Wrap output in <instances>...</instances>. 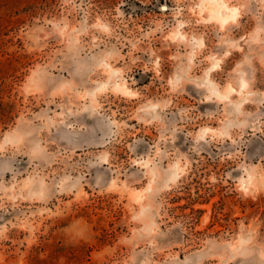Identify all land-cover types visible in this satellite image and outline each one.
Returning <instances> with one entry per match:
<instances>
[{
	"label": "rangeland",
	"instance_id": "obj_1",
	"mask_svg": "<svg viewBox=\"0 0 264 264\" xmlns=\"http://www.w3.org/2000/svg\"><path fill=\"white\" fill-rule=\"evenodd\" d=\"M196 2L0 0V134L16 127L19 120L60 111L56 105L66 99L34 92L31 77L37 65H50L48 71L59 79L69 62L70 54L56 35L43 40L51 31L47 21L67 18L72 25L79 22L84 27L97 19L107 23L112 36L101 37L104 43L100 48L118 54L119 62L113 61L114 66L123 69L129 87L142 98L133 103L119 99L106 103L107 115L112 116L114 110L113 118L126 126L109 129L106 120L89 119L85 114L76 118L77 127L84 126L80 132L60 128L47 137L55 143H50L45 159H31L26 149L0 157L4 188L12 185L13 176L17 182L30 173L47 176L40 202L7 199L21 195L19 183L13 192L0 191V264H132L131 257L137 258L135 264L145 257L149 264H192L190 254L203 247L204 241H229L238 230L243 235L255 233L264 244V180L260 179L264 177V51L241 42L243 52L232 51L219 71L208 78L204 75L210 66L206 57H222L229 51L227 43L256 27L264 28V10L260 0H233L230 6L246 2L247 7L237 25L221 33L211 24L197 23L199 17L188 11ZM179 23L187 25L181 31L190 39L203 38L205 43L191 70L185 58L191 48L164 39ZM42 27L43 31H38ZM92 35L99 34L89 29V36L82 41L90 45ZM37 39L46 45L42 50L40 44H33ZM250 51L254 55H249ZM80 56L87 59V49ZM177 56L180 59H173ZM245 57L250 64L243 65L241 76L234 70ZM157 58L159 75L145 72ZM173 77L180 82L174 92L168 86ZM132 79L137 81L135 85ZM240 79L248 84L246 96H230V101L249 102L239 110L230 102L219 103L217 96L229 84L239 89ZM144 100L161 108L155 113L137 112ZM148 120L155 122H138ZM204 127L227 128L231 139L195 140L196 132ZM102 137L109 141L103 149L97 147ZM157 148L162 167L178 162L181 178L169 185L170 191H159L155 196L160 233L151 238L154 247L149 248L148 240L135 237L138 225L130 219L137 198L132 190L142 187L136 180L143 171L133 161L151 158ZM104 151L109 162L101 165L96 157ZM244 171L257 178L258 191L248 198L235 190V181ZM66 175L71 179L65 187L75 185L71 196L60 194L57 187ZM162 175L166 182L171 173ZM113 180L116 183L109 187ZM34 190H40L38 184ZM137 243L146 249L143 254L135 248Z\"/></svg>",
	"mask_w": 264,
	"mask_h": 264
},
{
	"label": "clouds",
	"instance_id": "obj_2",
	"mask_svg": "<svg viewBox=\"0 0 264 264\" xmlns=\"http://www.w3.org/2000/svg\"><path fill=\"white\" fill-rule=\"evenodd\" d=\"M233 0H197L193 8H189V12L199 17L198 24L213 25L219 32L225 33L230 26L237 25L241 19V13L244 7H247L245 2L243 5L236 7L232 5ZM261 9L264 10V0H260ZM179 11L176 13L178 16ZM253 19H256L253 16ZM86 23V21H85ZM50 25L51 31L44 34L43 40L47 41L52 35H56L64 44V48L69 55L68 63L60 72V78L56 79L48 71L50 65H37L31 79L34 81V92L36 94H47L50 97L60 95L66 97L62 103L57 104L56 107L60 109L58 112H44L33 116L31 120H19L16 127L4 129L0 134V157H3L6 152L18 153L21 149H26L27 154L31 159L43 160L49 154L50 143L48 136L52 135L53 131H58L64 128L66 131L80 132L84 127L83 124L77 127L76 118L88 115L89 119L93 117H100L108 122L109 129L120 128L126 126L118 123L113 117L115 111L112 110V116L107 115L109 111L106 108V103H112L113 100L119 99L126 103H133L141 101L138 92L133 91L129 87L128 80L124 78L125 73L122 68L114 66L113 61H116V55L112 52H105L100 48V44L104 41L101 37L111 38L112 29L110 26L97 19L95 23L89 27L82 26L79 22L72 25L67 18L59 21H47ZM187 25L179 23L167 36L164 37L166 41L179 46L180 44L191 48L185 57L188 61V68L191 70L193 60L200 55L205 48L203 38H189V36L181 31ZM89 29L94 30L99 35H92L90 38V45L82 38L89 36ZM43 31V27L38 29ZM225 42L224 37H221L220 43ZM241 42L244 45L259 46L261 51H264V28L256 27L251 33L246 36H241L239 40L227 43L229 51H225L222 57L217 58L215 55L206 57L210 66L205 70V78L210 77L211 73L219 71L220 65L227 59L232 51L243 52L240 47ZM34 45L40 44L39 39L33 41ZM46 46L40 44V50ZM87 49L88 58L84 59L80 56V52ZM249 55H254L251 51ZM173 59H180V57H173ZM117 63L119 61H116ZM244 64H250L247 57L238 64L234 71L240 73V69ZM160 61L159 58L153 63L152 69L145 67V72L151 70L156 75H159ZM53 71L55 68L53 67ZM99 73V76H97ZM242 76L243 74L240 73ZM93 77H96L95 79ZM137 81L132 79V84L135 85ZM179 81L175 77L168 80V86L171 91H175L179 85ZM89 85V86H85ZM248 84L245 80L240 79L239 89L232 87L230 84L217 96L218 102L221 104L232 103L236 105L237 110L243 108L244 104L248 103L247 99L243 103L237 101H230V96L240 97L246 96V89ZM213 95H216L213 92ZM161 108L160 104H153L151 100H144L139 103L136 108L137 112L155 113L156 109ZM158 119V118H157ZM227 116L225 117V120ZM39 121L37 124L36 122ZM69 121H73L69 123ZM147 124H152L154 120L138 121ZM111 135V132L109 133ZM189 135H192L189 133ZM206 137L213 139H231L227 128H212L204 127L199 129L194 139L202 141ZM163 139V137H161ZM109 143L108 139L101 138V142L97 147L103 149ZM76 149H73L75 152ZM161 157V150L156 149L154 156L142 160H135L133 164L135 167L143 170L136 180L137 184L142 187L134 188L132 191L137 194V198L132 203L131 208V223L138 225L135 229V237L140 240H148V247H154V238L160 233V226L156 224V215L154 213V199L159 191L168 190L170 184H174L181 178V170L179 164L173 163L163 168V160ZM167 157H165L166 159ZM101 165L108 164L109 154L104 151L96 157ZM253 168L252 172L255 173ZM35 173V169H33ZM171 173L165 181L162 173ZM42 173L29 174L24 180L17 182L16 176L12 177L13 183L9 188L3 187V180L0 178V191L5 194L13 192L17 188V183L21 186L19 193L21 195H13L7 199L15 201L22 200L25 202H40L43 198V189L45 187L44 181L47 176ZM244 177H247L246 179ZM71 179L70 175L62 178L57 185L60 194L71 196L74 194L75 185L65 187ZM264 180V177L260 178ZM116 182L110 181L109 187ZM39 185V191L34 190L36 185ZM235 190L244 198H248L252 192H257V178L244 171V176L235 181ZM27 192L26 196L22 193ZM3 199V197H0ZM71 231V229H69ZM135 248H140L137 243ZM135 250V249H133ZM146 251L140 248V253ZM193 257L192 264H264V244L260 243L255 233L241 234L238 230L235 237L225 242H218L217 238H210L204 241V246L198 248L195 252L190 254ZM136 257H131L132 264H135ZM175 259V258H174ZM187 260V257H186ZM140 264H149L148 258L140 260ZM184 264V262H182Z\"/></svg>",
	"mask_w": 264,
	"mask_h": 264
}]
</instances>
